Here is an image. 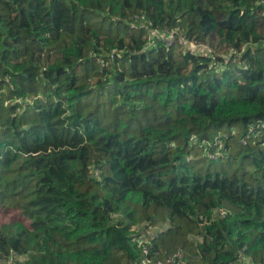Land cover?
Returning <instances> with one entry per match:
<instances>
[{"label":"trees","instance_id":"16d2710c","mask_svg":"<svg viewBox=\"0 0 264 264\" xmlns=\"http://www.w3.org/2000/svg\"><path fill=\"white\" fill-rule=\"evenodd\" d=\"M0 211V264H264V0H0Z\"/></svg>","mask_w":264,"mask_h":264},{"label":"built area","instance_id":"2783aa9c","mask_svg":"<svg viewBox=\"0 0 264 264\" xmlns=\"http://www.w3.org/2000/svg\"><path fill=\"white\" fill-rule=\"evenodd\" d=\"M136 23H139V25L141 26H145L143 18L137 17ZM148 30L150 32L149 48L157 47L159 42H164L167 46H171L174 43H179L185 48L186 51L192 53H201V54L204 53L206 56L211 54V51L207 46L190 42L183 34V32L180 31L179 29H174L170 31H158L148 26ZM139 230L140 229L138 228H133V232H139ZM137 242L142 250V255H143L141 264H188V261L185 258L184 252L182 250H179L174 254L167 256L164 259L153 261L149 257L151 236L147 237L141 234L138 236ZM249 264H253V263L249 260Z\"/></svg>","mask_w":264,"mask_h":264},{"label":"rangeland","instance_id":"374dc122","mask_svg":"<svg viewBox=\"0 0 264 264\" xmlns=\"http://www.w3.org/2000/svg\"><path fill=\"white\" fill-rule=\"evenodd\" d=\"M205 154H208V153L206 152ZM212 158L215 159L217 157H212ZM10 221H11V216L5 213L4 211H0V228H2L3 225H7ZM161 224L157 225L156 227H151L147 229L143 227L142 232H141L142 235L150 237L167 226L166 224H162V225Z\"/></svg>","mask_w":264,"mask_h":264}]
</instances>
